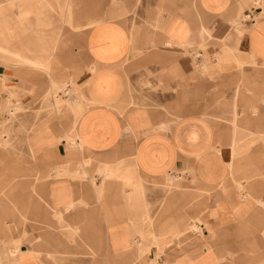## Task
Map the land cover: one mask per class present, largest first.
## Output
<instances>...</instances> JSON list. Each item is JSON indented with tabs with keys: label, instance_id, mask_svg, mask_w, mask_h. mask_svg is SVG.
<instances>
[{
	"label": "crops",
	"instance_id": "obj_1",
	"mask_svg": "<svg viewBox=\"0 0 264 264\" xmlns=\"http://www.w3.org/2000/svg\"><path fill=\"white\" fill-rule=\"evenodd\" d=\"M87 1L90 19L83 24L74 22V0L62 4L71 27L86 29L91 61L83 86L77 67L70 73L61 56L51 54L56 50L32 54L38 51L0 42V119L13 76L3 69L9 67L4 49L40 63L19 66L18 75L22 68L44 72L48 106L57 114L67 110L55 120L41 115L25 153L20 148L16 158H1L19 182L22 173H33L18 184V213L33 214L40 231L50 223L49 233L39 236L41 249L65 244L52 228L59 213L80 231L98 264L140 261L138 236L156 248V256L138 264H264V0H99L97 10ZM32 6L20 16L39 17L52 3ZM92 22L100 24L89 27ZM199 45L209 46V61L201 62ZM143 85L140 95L132 91ZM232 106L243 134L255 135L240 148L237 119L233 129L218 120L230 117ZM165 183L173 190L163 193ZM161 194L160 226L151 231L144 227L150 216L139 208ZM188 219L196 229L179 243Z\"/></svg>",
	"mask_w": 264,
	"mask_h": 264
},
{
	"label": "rangeland",
	"instance_id": "obj_2",
	"mask_svg": "<svg viewBox=\"0 0 264 264\" xmlns=\"http://www.w3.org/2000/svg\"><path fill=\"white\" fill-rule=\"evenodd\" d=\"M74 1L76 3L73 12L74 22H80L81 24L87 23L89 21L88 19H90V16L88 15L90 10L89 6L87 4H85V6L82 5L83 0ZM98 1L99 0H93L94 6L91 9L97 10ZM50 2L52 3V8H45L39 17L32 13L24 19L20 14L23 13L24 9L28 10L33 8L32 4L35 3V0H0V42L8 45L10 44V46H15V48L18 49L28 47L32 50L38 51L32 54H40V50L42 51V54H49L44 50H56V53L54 51V53L51 54L60 55L62 63L67 65V70L70 73H73L74 66L77 67L76 80H80L83 86L85 85L88 71L86 65L91 61L83 46V35L85 32L84 30L86 29L82 30L83 26H81L79 30L73 29L70 22L68 20L66 21L67 16L62 12L64 8L62 5L64 0H36V3L48 4ZM86 2L88 3L87 0ZM254 2L255 1L253 0L252 3ZM23 3H25V7ZM242 18H245V16L242 15ZM20 21L27 24L24 26L25 28H19ZM37 23L39 25H37ZM99 24L100 22H92L88 26L93 27L98 26ZM54 38L60 40L58 44H53ZM199 47L202 51L201 62L209 61V46L208 48H205L199 45ZM4 51V53H9V50ZM19 52L22 54L21 51ZM198 54L199 51H195L193 56ZM1 55L3 54L0 53V66H2L3 63ZM7 55H9V59H6L7 61H5L4 64H9V67L4 66L3 69H8L13 76L12 81L9 82V86L5 89L8 90L7 93L9 99L5 103L6 111H4L0 119L7 120L6 123L3 124L4 126L0 124V141L6 139V145L0 148V264H21L23 259L33 260L35 257L45 260V264H98V255L93 248L86 245L82 246L80 231L71 230L69 225L61 218V214L57 213V216L56 214H53L54 217H58V223L57 225L54 223L52 228L55 230L54 232L58 233L61 237V242H64L65 244L58 248L54 247L53 251L49 252L50 249L48 246L44 247V251L41 249L42 246L39 244V236L41 232L46 231L49 233L51 229L50 223L43 222L42 227L44 229L40 231L39 219H35L33 214L18 213V210H20L18 184L24 179V182L32 180L33 173L26 172L25 176H23L24 173H22L23 175L20 174L23 178H21V181L19 182V177L17 176L19 174L17 173V170L10 171V168L13 167L5 164L3 165L1 158H16L20 148L29 146V137L35 132L37 128L36 123H38L39 126L41 115L47 114L52 120H55L57 115H59V118H62L61 115H66L67 110L65 108L61 109L57 114L52 106H48V102H46L48 99L46 93L48 89V79L44 72L22 68L19 70V72L22 73V76L18 75L19 66L26 65V67H31V65L25 61H19L18 57L11 55L10 53ZM35 66H40V64H35L34 67ZM142 88L145 89V85L140 86L138 90L133 88L132 91L140 95ZM65 92L62 91L61 94H64ZM67 94H72V91H67ZM65 97L66 96H63V99H65ZM22 98H26L30 101L25 104L22 101ZM141 99L142 100L139 102L130 101V104L135 105L142 103L145 100L144 97ZM36 100L38 101L37 104H35ZM235 103L240 107V101H234L233 104ZM229 109H231L230 106ZM8 110H11L13 114ZM228 114L231 116L219 117V123L228 125L233 129V125H235L233 123V118L235 117L237 119L236 123L238 127H236L235 133L237 138L236 144L237 147L240 148L243 143V138L245 143H248V137L255 135L243 134V129L241 127L242 118L240 116H235L236 110H234L233 106L232 112H228ZM2 135L4 138H2ZM68 141L71 143L74 142L71 139ZM20 151L25 153L24 148ZM232 156L235 160H238L241 157V153L235 152ZM236 167L237 166H234L235 173H237V171H235ZM28 174L29 176H27ZM161 190L163 193H167L168 191L173 190V186L170 183H165L161 186ZM203 192L207 193L208 191ZM162 198L163 195L161 194L153 205L147 204V208L144 210V205L139 208L141 211L147 212L148 216H150V219L144 223V227H147V229L151 231L153 228H156V226H160L159 221L163 209ZM141 214L139 215V218ZM194 225V220L188 219L185 228L177 235V242L181 243L184 239L190 237L196 229ZM35 233H37L36 239L34 236ZM150 240L152 239L144 237L142 240L141 238L140 241L142 246L138 249V236L135 246L137 247L138 259H140V261L135 260L128 262L123 260L121 264L142 263L146 260V256L149 257V254L151 253H154L156 256L155 245L150 244ZM146 246L150 247L148 252ZM110 257L111 259L114 258L113 256ZM116 264H119V262H116Z\"/></svg>",
	"mask_w": 264,
	"mask_h": 264
},
{
	"label": "bare ground",
	"instance_id": "obj_3",
	"mask_svg": "<svg viewBox=\"0 0 264 264\" xmlns=\"http://www.w3.org/2000/svg\"><path fill=\"white\" fill-rule=\"evenodd\" d=\"M203 39V38H202ZM60 41V40H59ZM204 42V41H203ZM1 50H2V48H0ZM4 50H6V49H4ZM3 50V51H4ZM11 55H14V56H16V57H19V58H22L25 62H27L29 65H31L32 67H34V65L35 64H40V63H37V62H35L33 59H31V58H29V57H27V56H24V55H22L18 50H16V49H12V50H9L8 51ZM235 58V57H234ZM222 61H223V59H221ZM237 61V60H236ZM242 62V61H241ZM225 63V62H224ZM47 73H49L48 72V68H47ZM10 111V113L11 114H13V112L11 111V110H9ZM154 243V241H152V244ZM142 246V245H141ZM137 247H138V249H140L139 247H140V245L138 244L137 245ZM157 247V246H156ZM158 248V247H157ZM149 251V250H148ZM11 253V252H10Z\"/></svg>",
	"mask_w": 264,
	"mask_h": 264
},
{
	"label": "built area",
	"instance_id": "obj_4",
	"mask_svg": "<svg viewBox=\"0 0 264 264\" xmlns=\"http://www.w3.org/2000/svg\"><path fill=\"white\" fill-rule=\"evenodd\" d=\"M248 19H251V17H250V15H248V17H247Z\"/></svg>",
	"mask_w": 264,
	"mask_h": 264
}]
</instances>
